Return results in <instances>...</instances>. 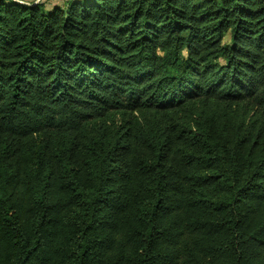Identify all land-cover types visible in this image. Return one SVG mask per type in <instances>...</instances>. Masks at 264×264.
<instances>
[{
	"label": "trees",
	"instance_id": "obj_1",
	"mask_svg": "<svg viewBox=\"0 0 264 264\" xmlns=\"http://www.w3.org/2000/svg\"><path fill=\"white\" fill-rule=\"evenodd\" d=\"M0 264H264V0H0Z\"/></svg>",
	"mask_w": 264,
	"mask_h": 264
},
{
	"label": "rangeland",
	"instance_id": "obj_2",
	"mask_svg": "<svg viewBox=\"0 0 264 264\" xmlns=\"http://www.w3.org/2000/svg\"><path fill=\"white\" fill-rule=\"evenodd\" d=\"M24 3H44L47 8H51L53 5H65L69 0H17Z\"/></svg>",
	"mask_w": 264,
	"mask_h": 264
}]
</instances>
